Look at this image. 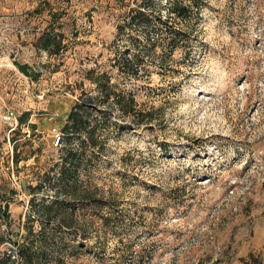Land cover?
Returning a JSON list of instances; mask_svg holds the SVG:
<instances>
[{
    "label": "rangeland",
    "instance_id": "1",
    "mask_svg": "<svg viewBox=\"0 0 264 264\" xmlns=\"http://www.w3.org/2000/svg\"><path fill=\"white\" fill-rule=\"evenodd\" d=\"M141 3L0 2V254L51 232L72 264H264V0H197L185 19L152 0L147 28L118 33ZM105 75L149 121L105 105V148L72 142L83 163L62 183V126Z\"/></svg>",
    "mask_w": 264,
    "mask_h": 264
},
{
    "label": "trees",
    "instance_id": "2",
    "mask_svg": "<svg viewBox=\"0 0 264 264\" xmlns=\"http://www.w3.org/2000/svg\"><path fill=\"white\" fill-rule=\"evenodd\" d=\"M152 5V0H142V3L131 11L132 14L128 21L122 26H118V33L125 31V29L131 30L134 27L147 28L153 17L146 11H149L148 8L153 7ZM167 5L171 15L179 19H185L197 8V0H167ZM41 41L42 48L45 51L53 54L59 50V43H56L54 38H41ZM142 65L141 60L138 58L128 57L117 60L115 66L122 73L137 77L141 67H143ZM20 69L23 70L24 68L21 67ZM90 81L94 88L89 92H82L75 100L61 129L62 137L59 139L58 144L61 145L63 151L61 174L59 176L62 183L68 184L71 182L75 184L78 181L79 167L83 163L81 154L73 151L72 142H78L80 149L89 148L92 150L94 159L95 154L101 153L105 148L106 139L103 134V127H99V118L105 105L109 107L117 105L123 115L140 117V123L149 121L146 118L147 114L136 110L134 98L116 92L114 85L110 83V79L106 75L99 79H90ZM30 128L35 129V126L32 125ZM47 180V182L50 181L48 178ZM92 202H96V200H92ZM54 206L55 203H52L43 210L49 214L55 209ZM40 223L44 227V224ZM55 226L60 231H68L72 227L63 218H60ZM29 229L31 234L32 228ZM43 234H41V240L24 237V241L19 246L17 245L15 249L0 254V264H48L50 262L47 257L48 250L58 255V258L54 260V264H72L67 259L74 257L73 246L61 238L56 239L51 232L45 236ZM0 241H3V239L0 238Z\"/></svg>",
    "mask_w": 264,
    "mask_h": 264
},
{
    "label": "built area",
    "instance_id": "3",
    "mask_svg": "<svg viewBox=\"0 0 264 264\" xmlns=\"http://www.w3.org/2000/svg\"><path fill=\"white\" fill-rule=\"evenodd\" d=\"M2 0H0V2H1Z\"/></svg>",
    "mask_w": 264,
    "mask_h": 264
}]
</instances>
